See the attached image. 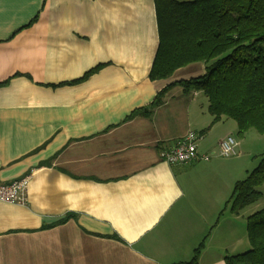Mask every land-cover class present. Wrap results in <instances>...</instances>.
Returning <instances> with one entry per match:
<instances>
[{"label": "crops", "instance_id": "0c3cea01", "mask_svg": "<svg viewBox=\"0 0 264 264\" xmlns=\"http://www.w3.org/2000/svg\"><path fill=\"white\" fill-rule=\"evenodd\" d=\"M159 42L156 0H0V183L29 180L25 201L0 200V264H190L201 244L197 264H228L251 248L252 204L226 205L251 129L220 156L237 122L212 123L179 83L205 63L150 78ZM190 131L211 159H163Z\"/></svg>", "mask_w": 264, "mask_h": 264}, {"label": "trees", "instance_id": "16d2710c", "mask_svg": "<svg viewBox=\"0 0 264 264\" xmlns=\"http://www.w3.org/2000/svg\"><path fill=\"white\" fill-rule=\"evenodd\" d=\"M156 5L160 42L150 78H169L178 68L203 62V74L179 83L205 92L212 123L232 118L239 135L252 128L264 134V0H156ZM169 87L158 92L151 108L164 101ZM263 182L264 156L235 183L226 205L239 213L261 197ZM247 222L251 248L228 255V264H264V208ZM202 245L190 264H197Z\"/></svg>", "mask_w": 264, "mask_h": 264}, {"label": "built area", "instance_id": "2783aa9c", "mask_svg": "<svg viewBox=\"0 0 264 264\" xmlns=\"http://www.w3.org/2000/svg\"><path fill=\"white\" fill-rule=\"evenodd\" d=\"M201 135L190 131L180 138L176 145L162 152V157L170 164H186L199 158L210 160L214 153L199 154L198 140ZM239 140L234 135H227L219 143V155L230 158L238 155ZM28 177L10 183H0V200L5 202H23L28 187Z\"/></svg>", "mask_w": 264, "mask_h": 264}, {"label": "rangeland", "instance_id": "374dc122", "mask_svg": "<svg viewBox=\"0 0 264 264\" xmlns=\"http://www.w3.org/2000/svg\"><path fill=\"white\" fill-rule=\"evenodd\" d=\"M250 131H251L250 132L251 134L247 140V146H248L247 149H249L248 151L250 152L248 156L249 161L250 160L253 161V168L251 170L252 172L254 168L258 166L262 157L264 156V134L258 132L255 128H252ZM235 136L238 137L240 135L238 133H235ZM260 189L262 191V195L257 201L253 202L252 205L248 207V211L250 212H254V211L264 208V182L260 186ZM244 213L246 214L245 217L239 218V221L240 222L244 221L245 223L244 225L247 229V223H248L247 221H248L249 212L244 211Z\"/></svg>", "mask_w": 264, "mask_h": 264}]
</instances>
